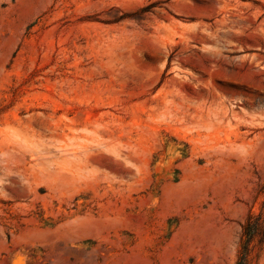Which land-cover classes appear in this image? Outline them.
<instances>
[{"label": "rangeland", "instance_id": "obj_1", "mask_svg": "<svg viewBox=\"0 0 264 264\" xmlns=\"http://www.w3.org/2000/svg\"><path fill=\"white\" fill-rule=\"evenodd\" d=\"M264 264V0H0V264Z\"/></svg>", "mask_w": 264, "mask_h": 264}, {"label": "trees", "instance_id": "obj_2", "mask_svg": "<svg viewBox=\"0 0 264 264\" xmlns=\"http://www.w3.org/2000/svg\"><path fill=\"white\" fill-rule=\"evenodd\" d=\"M244 231L243 234L245 235V238L241 240V246L238 252L237 259L234 264H249L247 260V255L249 252V245H250V239L253 236V233L255 231V225L251 221H247V223L243 227Z\"/></svg>", "mask_w": 264, "mask_h": 264}]
</instances>
